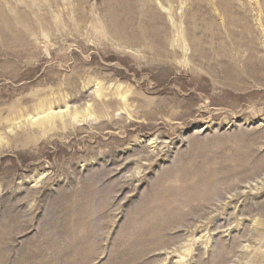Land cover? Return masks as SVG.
Listing matches in <instances>:
<instances>
[{"label":"rangeland","instance_id":"374dc122","mask_svg":"<svg viewBox=\"0 0 264 264\" xmlns=\"http://www.w3.org/2000/svg\"><path fill=\"white\" fill-rule=\"evenodd\" d=\"M0 264H264V0H0Z\"/></svg>","mask_w":264,"mask_h":264}]
</instances>
